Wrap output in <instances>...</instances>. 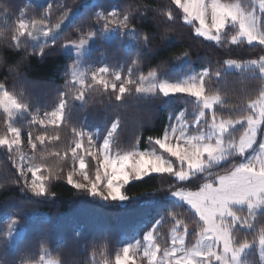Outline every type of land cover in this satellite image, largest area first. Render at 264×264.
<instances>
[{"label": "snow or ice", "instance_id": "obj_1", "mask_svg": "<svg viewBox=\"0 0 264 264\" xmlns=\"http://www.w3.org/2000/svg\"><path fill=\"white\" fill-rule=\"evenodd\" d=\"M171 5L179 10L177 15L182 13L183 21L192 26L197 36L221 46L247 43L264 47V0H170L168 6L151 10L166 22L174 23L177 16ZM52 7L47 5L39 17L20 18L15 27L0 28V43L29 55H44L48 39L55 43L57 30L75 16L69 9L55 23H50ZM0 9L8 13L3 5ZM148 11L145 5L143 11L128 6L94 13L95 23L103 30L102 39L110 41L109 33H116L117 38H128L138 45L136 57L126 65V72L125 65L93 69L86 64L89 45L96 33L78 27V39L64 46L70 56L75 53L66 73L68 92L60 93L58 104L43 115L39 110L29 112L30 105L23 92L9 91L0 82L3 117L0 148L7 150L19 173L12 182L22 180L23 190L42 197L54 195L49 189L52 181L66 178L69 185L93 197L123 202L129 197L122 190L132 181H142L153 173H166L180 183L179 187L173 184L168 187L173 207L187 205L194 217L193 242H186L189 222L169 211L167 214L175 220L169 240L162 243L163 238L156 230L164 219L161 217L142 239L133 238L116 251L114 261L107 255V246L100 245L92 252L89 264H138V260L141 264L145 261L146 264H252L246 257L254 249L259 252L258 264H264V55L247 61L223 62L226 71L239 70L260 83L254 97L245 93L246 98L240 97L229 106L231 111L227 115L221 114L217 108L225 107L224 97L219 91L210 92L206 88V79L222 76L219 69L205 67L178 79L161 76L156 70L147 75L138 71L140 47L147 48L154 36L140 33L132 21L137 14L145 16ZM187 56L185 51L183 57ZM3 63L0 58V64ZM100 91L114 96L116 101L133 94L137 99H155L183 93L194 98L192 118L189 119L186 110L170 114L162 134L148 136L149 148L144 150L140 149L139 136L129 148L113 150L119 119L111 124L102 144L97 143L98 131L72 127V139L65 147H50L62 139L61 125L70 118L69 101L86 103V93ZM25 115L31 116L30 128L40 126L35 135L32 131L27 133L26 141L22 139V127L18 126ZM25 143L30 153L24 151ZM86 157L91 160L86 161ZM67 160L71 161V167L65 177ZM93 161L94 170L90 171ZM75 176L84 182L74 179ZM193 182H197L195 188L191 186ZM18 224L17 220L8 222L5 235L13 237ZM241 229H254L255 235L251 240L240 238ZM39 251L38 259L26 255L21 264H62L47 246L41 245ZM97 255L100 260H96Z\"/></svg>", "mask_w": 264, "mask_h": 264}, {"label": "trees", "instance_id": "obj_2", "mask_svg": "<svg viewBox=\"0 0 264 264\" xmlns=\"http://www.w3.org/2000/svg\"><path fill=\"white\" fill-rule=\"evenodd\" d=\"M49 4L53 6L50 23H55L69 9L75 16L63 27L55 43L51 39L47 41L44 55H29L23 50L17 51L0 43V58L4 61L0 64V82H4L9 91L23 92L30 105L29 112L51 111L58 104L60 93L68 92L66 80L69 76L66 73L75 56L66 53L64 46L78 39V27L83 31L90 28L101 36L103 30L95 23L94 13L111 11L113 7H117V10L128 6L140 7L141 11L145 5L149 7L147 15L137 14L132 21L140 33L154 36L147 48L140 47L142 55L139 72L147 75L150 70H156L161 76L178 79L205 67L213 71L219 69L222 76L206 79V88L210 92L219 91L224 97L225 107L217 108L224 115L231 111L229 106L236 103L238 98L245 97V93L252 97L256 94L260 83L258 80L248 79L239 70L226 71L223 62L228 59H257L264 55V47L247 43L221 46L215 41L197 36L192 26L183 21L182 13L177 15L179 10L175 5H171L177 16L174 23L166 22L151 10L168 6L170 0H48L45 4L37 0H0V5L8 9L7 14L0 9V28L15 27L20 18L29 20L34 16L39 17ZM137 48L135 42L124 37L115 41L103 40L92 49L89 59L110 68L125 65L126 72V65L136 57ZM185 51L187 57H183ZM177 56L182 58L175 59ZM10 67L14 70L10 71ZM86 98V103L69 101L70 118L61 125L62 139L53 142L50 147H65L72 139V127L86 131L98 128L102 140L111 124L119 119L115 137L117 142L113 148L127 149L139 136L140 149L144 150L149 148L148 136L162 134L163 128L169 123L170 114L178 115L186 110L191 119V101L194 100L193 97L178 93L170 97L160 95L155 99H137L133 94L126 95L122 101H116L114 96L110 97L103 91L86 93ZM25 117L30 118V115ZM2 121L3 117L0 116V130L3 128ZM18 126L22 127L23 132L32 131L33 135L40 128L39 125L30 128L24 119ZM24 151L30 153L31 149L24 148ZM88 160L91 158L86 157ZM92 164L90 171L94 170L95 162ZM70 167L71 161H65L63 176L66 177ZM18 175L7 150L0 148V264H21L26 255L38 259L41 245L47 246L62 264H89L92 252L98 250L100 245L107 246V255L114 261L121 243L142 238L161 217L164 219L156 230L163 238L162 243L169 240L170 229L175 224V220L167 214L169 211L177 213V218L189 222L190 235L186 242L194 240L191 235L195 228L192 213L187 205L173 207L168 196L169 185L179 187L180 183L166 173H153L142 181H132L122 190L129 197L123 202L93 197L69 185L66 178L51 182L49 189L54 195L36 197L23 190L22 180L19 183L12 182ZM196 183L193 182L191 186L195 188ZM11 220L19 222L18 232L13 237H7V223ZM254 235V229L240 230V238L251 240ZM254 251L249 253L252 263L257 261ZM96 260H100L99 255Z\"/></svg>", "mask_w": 264, "mask_h": 264}, {"label": "rangeland", "instance_id": "obj_3", "mask_svg": "<svg viewBox=\"0 0 264 264\" xmlns=\"http://www.w3.org/2000/svg\"><path fill=\"white\" fill-rule=\"evenodd\" d=\"M37 1H38L39 3H41V4H45L48 0H37ZM69 15H72V14H69ZM69 22H70V21H65L64 24H62L61 29L57 30V31H58V35L61 33L63 27H65ZM109 36L111 37V40H110V41H115V40H117V35H116V33H109ZM50 39H51V38H49L48 40H50ZM103 40H105V39H102L101 36L96 35V36H95V39H94V42H90V45H89L90 53H89V55H88L85 59H86V64L91 65L93 69H96V68H99V67H103V66H105V64H98L95 60H90V59H89V56H90V54H91V52H92V49L95 48V47L98 45V43H100V42L103 41ZM41 41H43V39H42ZM107 41H109V40H107ZM67 44H68V43H67ZM67 44H66V45H67ZM64 50H65V48H64ZM65 52L68 53L66 50H65ZM72 54L75 56V53H74V52H73ZM200 71H201V70H200ZM193 72H199V71H193ZM89 77H90V73H89ZM32 113H33V112H32ZM40 115H43V113H40ZM23 119H24V121H25L26 123H28V121L31 120V116H30V118H27V117L24 116ZM87 131H92V132H97V131H98V132H99L98 128L88 129ZM237 135H238V134H237ZM26 136H27V133L22 131V139H24L25 141H26ZM102 142H103V139L101 140L100 138H99V140L97 141L98 144H102ZM23 147L26 148V149H28V150L30 149V148L27 146L26 143L24 144ZM113 150H115V149L113 148ZM141 150H143V149H141ZM30 179H31V174L29 173V180H30ZM74 179L79 180L80 182H84V181L82 180V178L79 177V176H75ZM245 230H249V229H245ZM136 239H142V238L137 237ZM125 243H126V242L121 243L120 246H119V248H118V250L121 249V248L124 246ZM251 251H252V250H250L249 253H250ZM254 253L256 254L255 257H257V261H256L255 263H252V264H258V262H259V252H258V249H255ZM250 257H251V255L248 254V256L246 257V259H248V260L250 261V259H249ZM138 264H141V262H140L139 260H138ZM143 264H146V261L143 262Z\"/></svg>", "mask_w": 264, "mask_h": 264}]
</instances>
